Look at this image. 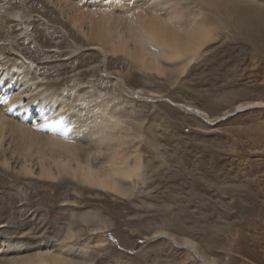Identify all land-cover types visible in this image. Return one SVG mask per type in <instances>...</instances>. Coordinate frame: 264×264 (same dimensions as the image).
<instances>
[{
    "label": "rangeland",
    "instance_id": "rangeland-1",
    "mask_svg": "<svg viewBox=\"0 0 264 264\" xmlns=\"http://www.w3.org/2000/svg\"><path fill=\"white\" fill-rule=\"evenodd\" d=\"M217 1L203 3L215 39L183 73L165 63L169 71L160 75L124 55L108 54L103 64L96 49L69 34L76 29L66 19L53 23L58 11L45 1L27 0L26 19L10 15L23 0H0V17L14 19L0 29L4 55L21 52L31 75L74 100L76 111L87 99L90 107L107 102L131 135L124 148L139 149L144 163L130 197L0 168V243L28 253L58 249L73 228L71 256L92 264H264V105L235 109L264 101V0ZM56 47L52 57L40 52ZM118 73L129 87L160 96L120 90ZM101 220L103 228L91 232Z\"/></svg>",
    "mask_w": 264,
    "mask_h": 264
},
{
    "label": "bare ground",
    "instance_id": "bare-ground-1",
    "mask_svg": "<svg viewBox=\"0 0 264 264\" xmlns=\"http://www.w3.org/2000/svg\"><path fill=\"white\" fill-rule=\"evenodd\" d=\"M26 1L23 0L19 11L10 12V15L30 19L32 12ZM37 1H45L51 9H57L58 20L53 23L66 19L76 31L70 29L69 33L63 27L64 33H72L77 41L88 42L90 48L98 51L103 64L107 62L108 54L124 55L148 73L166 74L169 70L165 63L179 64L178 71L183 73L202 55L205 45L215 36L214 18L207 15L205 7L216 6L217 0H192L195 7H190L189 0ZM11 16L0 17V29L5 28L4 21L14 20ZM2 37L0 32V43ZM76 44L77 51L85 47L78 42ZM2 45L0 51L4 49ZM59 48L40 52L52 57L54 53H60ZM1 52L0 168L16 170L27 179L52 183L67 178L78 182V186L123 197L134 195L136 184L143 175V156L139 149L124 148L131 135L129 131H122L125 129L122 119L109 109L107 102L98 101L90 107L88 99H84L85 108L76 111L78 104L74 100L57 91L52 84L47 85L39 77L31 75V66L21 52H6L8 55ZM118 75H113V78L120 90L136 95L149 93L144 96L148 99L160 96L154 90L131 88L124 74ZM262 105L264 101L240 103L235 109L240 111ZM182 106L211 120L206 111L196 106ZM124 181L131 184L125 185ZM101 228L102 220L91 232ZM78 234L73 228H68L58 249L39 246L30 253L26 251L27 246L17 248L13 243L10 246V242L7 246L0 243V256L3 254L5 257L3 260L0 258V264H92L71 256L72 246L67 245ZM27 236L26 232L19 238ZM184 242L193 247L196 245L188 238ZM214 259L211 261L216 263Z\"/></svg>",
    "mask_w": 264,
    "mask_h": 264
}]
</instances>
